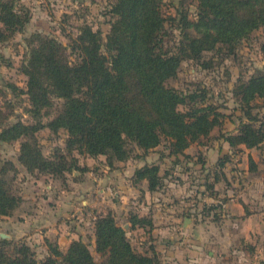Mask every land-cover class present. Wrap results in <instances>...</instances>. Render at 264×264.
<instances>
[{
	"label": "rangeland",
	"instance_id": "obj_1",
	"mask_svg": "<svg viewBox=\"0 0 264 264\" xmlns=\"http://www.w3.org/2000/svg\"><path fill=\"white\" fill-rule=\"evenodd\" d=\"M14 1L17 8L27 12L29 22L7 40L0 41V111L4 126L35 123L23 94L26 77L21 64L27 54L26 40L32 34H40L67 46L69 37H75L86 24L100 32L104 43L113 21L109 12L115 2ZM160 9L166 19L164 47L176 52L181 40L179 15L184 13L194 21L196 0H160ZM258 72H264V27L241 41L232 52L217 45L214 50L203 52L198 62L185 59L180 63L176 77L169 79L167 85L195 96V100H188L186 106L178 109L184 112L191 107H210L218 114L219 122L207 137L191 143L182 154H174L170 140L162 138L156 148L145 154L129 144V158L109 166L102 155L91 157L76 150L68 153L67 133L44 128L35 134L42 155L48 159L63 156L68 162L74 158L79 166L65 171L60 178L38 170L30 172L20 163V144L24 138L0 142V179L21 199L9 216H0V240L8 241L11 248L28 246L37 262H41L49 255L46 240L53 245L55 242L65 252L71 241L81 239L94 260L101 263L103 258L95 251L94 222L110 214L125 231L134 251L146 255L154 252L160 264H176L179 258L188 256V249L202 250V258L213 257V264H252L251 258L255 264H264V142L253 148L244 145L230 148L224 140L227 135L237 134L240 123L246 121L240 101L233 94L237 82L246 81ZM9 85L18 89L13 91ZM53 101L51 113L40 119L44 124L62 105L60 100ZM263 103L261 99L253 102L251 112L264 122ZM145 166L158 167L160 179L154 190H149L147 180H135V171ZM59 194L79 196L77 210L69 213L68 218H59L67 223L66 230H76L65 250L56 238L35 235L33 224L29 227L25 219L19 220L14 215L20 208H24L22 215H27L31 208L26 204L41 196L52 197L47 206L53 211L51 200ZM86 196L92 199V207L81 203ZM117 196H127L122 198L121 211L114 203ZM135 215L150 219L151 225L131 226V216ZM50 217L52 223L57 220L56 214ZM37 224L39 227L40 222ZM235 225L240 227L237 229Z\"/></svg>",
	"mask_w": 264,
	"mask_h": 264
},
{
	"label": "trees",
	"instance_id": "obj_2",
	"mask_svg": "<svg viewBox=\"0 0 264 264\" xmlns=\"http://www.w3.org/2000/svg\"><path fill=\"white\" fill-rule=\"evenodd\" d=\"M196 8L194 21L184 13L179 15L181 40L176 52L164 47L166 19L160 0H115L104 43L100 32L86 24L75 37H69L67 46L53 37L32 34L26 40L21 72L26 77L23 94L35 123L4 126L0 111V142L24 138L20 163L30 172L38 170L63 178L65 171L79 166L74 158L68 162L63 156L48 159L42 155L35 134L44 128L67 133L68 153L76 150L91 157L102 155L109 166L129 158V144L145 154L165 138L170 140L174 154H182L191 143L207 137L219 125L218 114L210 107L180 111L178 107L194 101L195 96L168 86L167 81L176 77L183 60L198 62L203 52L217 45L232 52L264 27V0H196ZM28 22L27 12L17 8L14 0H0V41ZM233 94L246 121L240 123L237 134L224 140L230 148L256 147L264 142V122L251 110L253 102H264V72L238 81ZM53 100H60L62 105L44 124L40 119L51 113ZM157 172V166H145L135 171V180H147L149 190H154L160 179ZM20 202L0 179V216H9ZM130 224L143 227L151 225V220L135 215ZM94 236L101 263L94 260L87 244L77 239L65 252L46 240L49 255L41 262L28 246L11 248L8 241L0 240V264H160L154 252H135L110 214L96 218Z\"/></svg>",
	"mask_w": 264,
	"mask_h": 264
},
{
	"label": "crops",
	"instance_id": "obj_3",
	"mask_svg": "<svg viewBox=\"0 0 264 264\" xmlns=\"http://www.w3.org/2000/svg\"><path fill=\"white\" fill-rule=\"evenodd\" d=\"M65 195L59 194V196H57L56 198L53 197V199L51 200L54 205L53 211H51L48 208L49 205L47 206V204L50 203V198H52L51 196H44V197L41 196L42 198H39V199L35 198L33 201H29L26 205L30 206L31 212H27L26 213L27 215L25 216H24V213L22 215V212H21L23 211L22 209L24 208H20L14 211V215L19 217L18 218L19 220L25 219L26 223H29L28 224L29 227L31 224H33L32 232H36L35 235L37 234V236L41 238H43V236L49 237V238L50 237L56 238L58 244L64 250L68 246L71 238L75 237L76 230L74 229L66 230L67 223L65 224L62 223L59 218L60 216L68 218L69 213H71L72 211H76L77 210L76 201L77 199H79V196H69V195L65 196ZM126 197L127 196H117L118 198L117 201L114 200V203H116L117 205V209H120V211L121 209L124 208V202H122V198L125 199ZM35 201H38V202L35 204ZM81 203L88 205L89 207H92V205H94L92 202V199L89 196L82 198ZM55 214H56L57 220L52 223L50 222V219H51L50 216H53ZM38 222H40L39 227H37ZM235 226L237 229L240 227L239 225H235ZM43 227H46L45 228L46 230L43 231ZM39 228H42L41 231L43 232H39ZM40 234H42V236ZM188 251H190L188 256H185L184 259L179 258V262H176V264H213L215 263L213 257H210V259L208 260L202 258V253H201L202 250L196 251V250L188 249ZM251 260H252V264H255V262L253 261V258H251ZM261 260H262V257H261ZM226 264H231V263H226ZM240 264H243V263H240ZM244 264H251V263H244Z\"/></svg>",
	"mask_w": 264,
	"mask_h": 264
},
{
	"label": "water",
	"instance_id": "obj_4",
	"mask_svg": "<svg viewBox=\"0 0 264 264\" xmlns=\"http://www.w3.org/2000/svg\"><path fill=\"white\" fill-rule=\"evenodd\" d=\"M186 222H184V224H185Z\"/></svg>",
	"mask_w": 264,
	"mask_h": 264
}]
</instances>
